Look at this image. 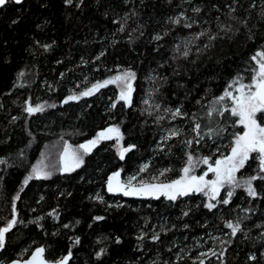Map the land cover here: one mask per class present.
Wrapping results in <instances>:
<instances>
[{"label":"trees","instance_id":"obj_1","mask_svg":"<svg viewBox=\"0 0 264 264\" xmlns=\"http://www.w3.org/2000/svg\"><path fill=\"white\" fill-rule=\"evenodd\" d=\"M260 51L264 0H9L0 8V263L43 246L49 260L71 254L68 264H264L259 153L238 171L254 194L109 186L119 170L140 188L177 179L190 153L229 155L243 126L225 93L252 79ZM120 70L135 74L129 105L110 80ZM111 125L124 155L101 136ZM62 139L84 145V162L25 182Z\"/></svg>","mask_w":264,"mask_h":264},{"label":"rangeland","instance_id":"obj_2","mask_svg":"<svg viewBox=\"0 0 264 264\" xmlns=\"http://www.w3.org/2000/svg\"><path fill=\"white\" fill-rule=\"evenodd\" d=\"M264 79V52L260 51L255 57V67L252 79L237 81L231 84L225 95L230 101V108L243 126L229 155L218 158L215 162L205 156L190 153L182 174L172 182L153 183L147 185L141 193L144 196L158 197L164 195L177 198L192 192L204 193L208 198L215 199L224 187L231 190L245 188L254 194L252 179L239 177L238 171L250 155L257 152L264 161V122L257 118L258 112L264 110V105L255 96L259 83ZM117 83L119 98L127 105L132 102L134 93L135 74L131 70H120L111 78ZM33 110H44L49 107L46 101L30 106ZM101 136H107L115 141L118 154L124 155L123 134L117 125L109 126ZM99 141V135L93 141ZM85 148L70 140L62 139L48 146L36 162L31 166L25 182L32 177H46L57 171H71L79 167L85 159ZM110 187H115L121 193L132 194L128 188L123 189L118 178L111 179ZM17 217L11 220L14 223ZM2 232V231H1Z\"/></svg>","mask_w":264,"mask_h":264},{"label":"water","instance_id":"obj_3","mask_svg":"<svg viewBox=\"0 0 264 264\" xmlns=\"http://www.w3.org/2000/svg\"><path fill=\"white\" fill-rule=\"evenodd\" d=\"M9 0H0V8L3 7ZM15 3H22L24 0H12ZM255 96L259 99V101L264 105V79L259 83L257 90L255 92ZM84 146V145H83ZM120 170L117 171L115 174H113L110 179L111 181L117 176L119 178V181H121V178L119 177ZM121 186L123 189L128 188V190L132 191L133 194H141L144 189L147 187L141 186L140 188H133L129 187L125 182L121 181ZM110 190L112 192H121L118 189H115L113 186L110 187ZM71 258V254L65 255L63 258L59 260H49L45 256V248L43 246L37 247L28 257L23 259H13L6 263H0V264H68L69 260Z\"/></svg>","mask_w":264,"mask_h":264},{"label":"flooded vegetation","instance_id":"obj_4","mask_svg":"<svg viewBox=\"0 0 264 264\" xmlns=\"http://www.w3.org/2000/svg\"><path fill=\"white\" fill-rule=\"evenodd\" d=\"M116 178H118L117 176L115 177V180H116ZM119 179V178H118ZM111 184H113V180L111 181ZM115 188V187H114ZM116 189V188H115Z\"/></svg>","mask_w":264,"mask_h":264},{"label":"bare ground","instance_id":"obj_5","mask_svg":"<svg viewBox=\"0 0 264 264\" xmlns=\"http://www.w3.org/2000/svg\"><path fill=\"white\" fill-rule=\"evenodd\" d=\"M62 258V257H61Z\"/></svg>","mask_w":264,"mask_h":264}]
</instances>
